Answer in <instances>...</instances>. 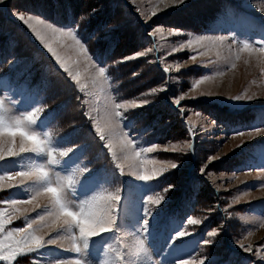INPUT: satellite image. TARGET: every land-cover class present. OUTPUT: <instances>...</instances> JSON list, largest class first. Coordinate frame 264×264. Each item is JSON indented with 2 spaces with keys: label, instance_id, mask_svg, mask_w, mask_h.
I'll use <instances>...</instances> for the list:
<instances>
[{
  "label": "rangeland",
  "instance_id": "rangeland-1",
  "mask_svg": "<svg viewBox=\"0 0 264 264\" xmlns=\"http://www.w3.org/2000/svg\"><path fill=\"white\" fill-rule=\"evenodd\" d=\"M9 1L11 0H6V3L0 7L6 6ZM21 1H24L25 5L19 7L20 1L14 0L9 10L0 14V20L2 22L6 20L7 23L11 19L13 23L25 27L32 38L30 39L49 58V71L67 79L76 91L78 100L76 98L74 102L77 103V113L85 119L87 124V129L79 131L78 135H90L91 142L88 145L82 143L67 147L65 140H69L71 133L75 132L63 129L58 120L52 119L53 124L46 120L45 111L52 108L54 102L47 97H42L37 103L34 97L28 95L27 87L20 89L15 86L14 83L22 81V77L18 74L13 76L14 83L0 75V100H3L5 104L6 119L42 106L33 129L42 137L48 133L53 148L71 149L64 157L53 153V156L59 159L57 164H52V159L48 160L46 153L26 152L16 157L6 155L3 160H0V175L27 171L43 164L50 168L52 174H59L65 183L69 176L72 178L73 183L65 189L64 196L73 208L98 193H114L118 188L120 200L117 202L116 221L113 228L87 240L78 241V250H72L71 232L68 226L63 224L62 218L57 220L48 215L53 211L49 197L44 194L39 196L35 194V189L44 186L43 182L37 183L31 179H25L21 183L19 177L0 182V208L6 211L9 220L5 223L4 211L0 210V232H2L0 233V259L10 260L22 248L33 244L32 240H29L27 244L19 243L17 238L23 235L24 230L17 232L12 230L14 227H21L28 231L27 226L31 224L35 234L43 236L45 241L57 240L56 244L44 243L40 248L31 252H21L12 261H0V264H58L60 261L73 259H80L83 264H107L108 261H112V264L117 262L120 264H179L180 259H195L196 264H199L200 259H204V264H215L219 257L212 256L209 249L220 244L221 240L223 244L226 242L224 230L229 234L228 243L237 248H230L232 252L245 253L239 247L241 243L245 246L251 245L253 248V252H248L249 259L239 257L235 255L238 252L235 253L233 256L238 259L233 264H254V262L264 264V260H260V257L264 256V54L259 51H241L237 59L238 48L232 42V40L247 41L257 49L260 46L257 42H264V10L258 7L264 5V0H180L179 3L173 0H109L110 7H120L123 10L122 17L129 18L133 11L139 18V24L143 28L142 33L148 35L152 43L150 47L153 46V49L149 48L152 50L149 51L150 58L154 52L158 68L163 67L162 71L165 74L169 73V76L166 74L167 83L159 84L156 88L157 93L163 96L174 94V98L170 99L174 105H177L175 100L180 99V109L184 112L185 121L191 126L188 133L194 130L197 138L195 143L189 133L190 141L185 138L177 142L151 144H158L159 147L151 153L144 154L147 160L157 162L145 165L149 176L160 167V161H172L177 166L168 167L147 181L141 179L139 175H133L127 166L124 172H121L107 149V140H102L95 132L93 119L103 116L105 106L110 101L124 102L115 99L106 73L104 76L97 75L93 65L85 59L83 53L76 50L70 39L59 35L52 37L49 42L69 62L73 71L79 73L80 84L84 85V89L81 90L77 81L68 76L55 57L44 48L36 34L13 15L14 10L25 12L22 7L29 5L25 0ZM92 1L97 2V0ZM219 1L224 4L221 6ZM128 4L132 6V9H129ZM217 11L219 13L213 25H208V29L203 27L200 31L191 32L186 25L190 22L194 25V19L200 20L203 17L206 19L208 14L211 15ZM162 17L166 19L172 17V23L166 22ZM122 20L125 18H120L116 25H123ZM159 25H163L161 31L151 35V30ZM170 29H172L171 32ZM200 36L206 38L225 36L228 39L221 46L211 39L198 41L197 37ZM45 38H48L47 35ZM189 40L193 41L191 47L187 45ZM130 42L128 38L127 44ZM13 50L7 49L2 56L10 60L8 70L20 61L10 58ZM146 50V48L143 51L135 50L129 55L131 66L145 59L146 67L136 70L139 71L137 75L141 74L142 77L148 75L147 69H151L154 62L153 56L150 60L149 54L145 53ZM138 51L143 52L144 55L135 56L134 53ZM192 56H195L194 60L191 59ZM187 72L197 73V75L191 78H187V75L182 76ZM153 75L154 73L149 76ZM158 76L157 79H159ZM140 81L142 80L138 83ZM197 81L200 83L196 84ZM194 84L195 87H193ZM237 96L242 99H233ZM196 103L206 106L216 105L223 108L220 111H229L230 114L221 113L219 117L223 119L224 115H227L229 117L226 119L227 123L221 125L220 120L218 121L214 116L203 111L197 112L194 109ZM150 107H153V110L157 109L154 102L142 105L139 101L135 107L120 109L124 112L120 118L121 128L128 133L137 149L151 145L143 142L140 139L141 136L138 135L137 138L134 134H130L132 131L127 126L130 122L127 113L132 109H142L148 113ZM243 113L249 114L250 119L240 116ZM259 129L262 130L250 131ZM241 132H244L243 135H235ZM18 142L17 135L14 138L16 147ZM190 144L191 147H189ZM95 156L98 164L105 161L112 170L101 176L97 168L89 167ZM189 160L193 164L191 168L188 167ZM202 167L205 169L203 173ZM168 173H173L177 181L172 187L174 192L177 189L186 191L193 181L203 180L207 184V190L210 189L216 193L215 199L218 202L216 204L211 202L210 196L204 194L207 202L201 207L202 213L192 217L201 222L193 226L202 227L208 219L212 220L217 215L216 208L220 205L219 203L221 207L223 204L224 210L222 215L218 216L224 219V222L215 228L207 229L202 239L198 241L189 242L179 239L177 233L185 230L186 227L175 214L177 206L168 201L173 193L167 194L160 205H147L151 213L146 214L145 201L147 197L156 195L153 188L155 182ZM12 200L24 202L13 205ZM205 205H208V208ZM41 215L45 216V222L39 220ZM146 219L148 223L145 226ZM226 219L229 222H226ZM145 227L147 231H143ZM212 229H216L217 234L209 237L207 233ZM187 232L190 233H187L185 237L199 235L201 231L199 229L187 230ZM138 234L145 242L146 253L139 249ZM204 239L212 240V243L204 246ZM175 240L182 242L175 244ZM222 247L219 248L220 251ZM220 264L230 263L222 260Z\"/></svg>",
  "mask_w": 264,
  "mask_h": 264
},
{
  "label": "trees",
  "instance_id": "trees-1",
  "mask_svg": "<svg viewBox=\"0 0 264 264\" xmlns=\"http://www.w3.org/2000/svg\"><path fill=\"white\" fill-rule=\"evenodd\" d=\"M13 1L14 0H12L11 3ZM19 1V7L25 5L24 1ZM25 1L29 4L22 7L25 9V12L45 18L59 26L71 25L79 19L81 14L85 13L90 8L99 7V11L92 15L84 25L82 32L85 37L90 38L98 30L106 28L109 24L113 25L107 34L109 39L103 56H101L100 53L105 46L102 45L101 41H92V44L93 60L100 66L106 67L105 73L110 79L109 83L112 86L115 99L117 101L136 100L139 102L147 100L156 104V110H153V107H150L153 111H150V109L149 111L145 110L148 111V113L144 112L142 109L130 110L127 113L130 126L139 130L142 137L144 139L146 138L151 143L157 142L158 144H163L164 142L169 141L177 142L180 139L185 140V138H188V141H190L186 125L182 122L181 113L171 109L167 103V101L170 102V99L174 98V94L163 96L157 93V91L155 93H150L153 92L152 90L156 89L159 84L161 85L167 82L166 74L162 69L158 68L155 63L156 57H154V52H152L154 62L151 69H147L146 73L148 75L144 77H142L141 74L137 75V72L139 71L136 70L143 66L146 67L145 59L137 61L134 66H131L129 59L124 60L121 58L122 56H129L135 50L143 51L146 48L147 50L145 53L149 54L148 49L151 47V49H153V46L150 47L152 43L148 38V35L146 36L142 33L143 28H141L137 16L130 15L129 18H126L125 16L122 17L123 10L120 7H110L109 0H97V2L92 0ZM218 3L221 4V6L224 4V2L220 1ZM4 11H6L4 7H0L1 15ZM218 13L219 11L215 12V15L213 13L211 15L208 14L206 19H203V17L200 20H193V17L192 20L195 22L194 25L191 22L186 25L191 32L200 31L203 27L208 29V25H213ZM120 18H125V20H122L123 25L121 26L116 25V22ZM167 18L168 19L162 17L166 22L172 23V17ZM6 29L8 30L6 31ZM30 38L31 37L27 33L25 27L13 23L11 19L8 20L7 23L6 20H4V22L0 20V75L4 76L8 81L13 82V76L18 74L22 77V81L19 83L13 82L15 86L20 89H25V87H27L28 95L34 97L37 103H39L42 97H47L51 102H54L52 108L45 111L47 113V118L50 119L52 116L51 119H54V121L58 120L63 129L75 132L71 133V138L69 140H65V145L67 147H73L82 143H87L86 145L90 144V135H78L79 131L87 129V124L85 119L81 118L77 113V103L74 102L76 98L78 100L76 91L71 87L67 79L54 75L49 71V58L35 45L31 40L32 38ZM128 38L131 40L129 44H127ZM135 47H137V49H135ZM7 49H14L11 53V59L20 60L11 70H8L7 67L10 60L2 58ZM152 56L150 58L149 54L150 60H152ZM45 57L48 58V60ZM146 63H148L147 60ZM152 73H154V75L150 77L149 75ZM157 75H159V79H157ZM196 75L197 73L193 74L192 72L182 74V76H186L187 78H191V76L196 77ZM139 80L142 81L138 83ZM194 109H196L197 112L203 111L210 116H214L215 119L218 121L220 120L221 125H225L226 119H229L227 115H224V117H226H223L224 120L219 118L221 113L230 114V112L227 110L220 111L223 108H219L216 105L206 106L201 103H196L194 104ZM240 116L248 117V119H250V115H247L246 113H243ZM215 119L213 118L216 122ZM80 137L83 138L80 139ZM103 148L106 149L105 147ZM96 159L97 157L95 156L93 162L88 166L97 168L101 176L112 170L105 161L98 164ZM192 165L193 164L190 161L188 167L191 168ZM176 182L174 174L168 173L157 180L155 183V190L164 197H166L167 194L173 193V195L168 198V201L172 202L171 204L174 206H177L175 214L182 220V224L186 227V230L195 231L200 229L201 231L199 235L194 234L188 237H179V239L189 242L198 241L202 239L207 229L210 227L215 228L224 222V219L218 216L222 215L221 213L224 210L223 204L221 207V203H219L220 207L216 208L217 215L214 216L212 220L208 219L202 227L190 225L187 223V219L200 215L202 213L201 207L207 202V197L204 194L210 196L211 202L216 204L218 203L215 199L216 193L210 189L207 190V184L204 183L203 180L193 181L186 191L177 189L174 192L170 186H174ZM166 188H169L170 190L165 191ZM205 207L208 208V205H205ZM226 222H229V220L227 221L226 219ZM226 224L228 225V223ZM224 233L226 234L224 237L226 242L223 244V241L221 240L220 244L218 243V245H214V247H210L209 249L212 256L219 257V260L215 264H220L222 260H225L230 264L235 263L238 258L233 255L237 252L238 254L235 255L249 259L250 256L248 252H232L230 247L232 246L234 248V246L228 243V239H230L229 234L225 231ZM176 241L178 240H175L174 243L178 244ZM204 241L205 239L203 240V244ZM204 246H206V244H204ZM221 246H223V249L220 251L219 248ZM234 249L237 248L235 247Z\"/></svg>",
  "mask_w": 264,
  "mask_h": 264
},
{
  "label": "snow or ice",
  "instance_id": "snow-or-ice-1",
  "mask_svg": "<svg viewBox=\"0 0 264 264\" xmlns=\"http://www.w3.org/2000/svg\"><path fill=\"white\" fill-rule=\"evenodd\" d=\"M175 3H179L180 0H173ZM6 3V0H0V5ZM261 10H264V5L258 6ZM99 11V7L90 8L85 13L79 16L74 23L71 25L65 26H56L54 23H49L46 19L42 20L38 16L35 15H27L26 12H20L18 10H14L13 15L18 18L27 28L31 29L32 32L36 34V36L42 42L44 48L47 49L49 53L52 54L53 57L59 62L60 67L70 76L73 80L77 81V84L80 85L81 90L84 89V85L80 84L79 73L74 72L73 69L69 66V62L66 61L64 57L57 51L56 48L53 47L52 43L49 40L59 35L61 37L68 38L72 41L73 46L79 53H83L85 59L88 60L90 64L93 65L94 70L97 75L104 76L106 72V67L99 66L93 60V44L92 41L100 40L102 45L105 46L102 49L100 55H104V51L106 50L107 41L109 36V30L113 27V25L109 24L106 28L102 30H98L94 35L90 38L85 37L83 35L82 29L84 25L88 22L89 18ZM163 25H159L156 28L151 30V35H155L157 32L161 31ZM176 31H180L179 29H175ZM172 29H170V32ZM47 35L48 38H45ZM205 39H211L214 43H217L223 46L226 39L225 36H220L216 38H206V37H197L198 41H203ZM234 44L237 45L238 51L236 53V58L239 59V52L241 51H259V53L264 54V42H257L260 46L257 48L253 47L252 43L247 41L236 42L232 40ZM193 41H187V45L191 47ZM183 47V45H181ZM175 50V49H174ZM229 50H231L229 46ZM151 51V49H148ZM135 56L144 55L143 52L134 53ZM124 60L131 59L130 56H122ZM191 59H195V56H192ZM235 67V65H233ZM165 71H167L165 69ZM95 79V78H93ZM207 79V77H205ZM200 81H197L196 84H199ZM196 85L194 84L193 87ZM153 93L157 90L153 89ZM182 99V97H181ZM233 99L240 100L241 97L237 96ZM142 105H146L149 101L144 100L140 102ZM175 104H180V99L175 100ZM137 105L136 100H126L123 103H116L115 101H110L104 108L103 116L99 119L94 118L93 124L95 128V132L99 134V137L102 140H107V149L111 154V158L115 162L117 168L124 172L125 166H127L133 175H139L141 179L147 181L151 179L153 176L159 175L160 172L164 171L166 168L171 167L174 168L177 166L176 163L172 161H160V167L156 168V170L149 176L146 171V164H156L157 162L154 160H147L144 158L145 153H151L159 147L158 144L151 145L149 147H143L137 149L134 144V141L129 138V135L126 131L121 128V115L122 112L120 109L135 107ZM42 111V106H38L34 108L32 111L14 116L12 118L6 119L5 116V104L3 100H0V160H3L7 155L8 157H16L21 153L31 152V153H46L48 160L51 158L53 163H59V159L53 156V153H58L59 156L64 157L71 151V149H55L51 146V141L49 139L48 133H45L43 137L40 133L33 129V125L36 123L38 115ZM87 115V114H85ZM259 130H250L259 132ZM244 132L235 134V135H243ZM19 136L18 147L14 144V138ZM7 137V138H6ZM191 147V144L189 145ZM118 149V150H117ZM61 152H65V155H61ZM51 164V165H52ZM205 171L204 167H202V173ZM13 177H19L21 183L25 179H31L37 183L43 182V187H38L35 189L36 196L40 194H44L49 197L50 203L52 205L53 211L48 213L49 216H53L55 219L59 220L63 219V224L68 226V230L71 232V244L72 250H78L79 244L78 241L87 240L90 237L97 235L98 233L108 231L113 228L114 222L116 221V213L115 210L117 208V202L120 200V190L119 195L115 196L113 192H101L94 195L91 199L84 201L73 208L69 202L65 199L64 192L67 187H69L73 180L69 176L67 178V183L61 178L59 174H52L50 168L45 165H37L30 168L27 171H18L9 174L0 175V182L5 180H11ZM173 187V186H170ZM170 190L166 188L165 191ZM164 199L162 194H156L155 196L147 197L145 204L146 207L144 209L146 214H150L151 210L147 205L155 204L160 205L161 201ZM24 201L12 200L11 203L13 205L23 203ZM0 210L4 211V219L5 223L9 222L6 211L2 208ZM19 211V209H17ZM39 220L45 222V216H39ZM201 221L188 218V224H199ZM148 221L145 220V226ZM5 227V226H4ZM28 231L21 227H14L12 230H16L19 232L21 229L24 230L23 235L17 238L18 242L21 244H27L29 240L33 241V244L27 248H22L18 251L10 260L8 259H0L2 262H10L21 252H31L34 249L40 248L42 244H56V239H47L46 241L43 239V236L35 234V230L32 229V225L28 224ZM78 230V232H77ZM143 231H147L145 227ZM10 232V231H9ZM8 232V233H9ZM2 233V232H0ZM217 234L216 229H212L207 233L209 237L215 236ZM179 237H185L187 235V230H183L177 233ZM137 239L139 241V249L143 253L147 252V249L144 247L145 242L143 238H140L139 234L137 235ZM177 243H181L182 241H176ZM212 240H205L204 244H210ZM239 247L245 252H253V248L251 245L245 246L244 244H239ZM260 260H264V256L260 257ZM58 264H83L80 259H73L68 261H60ZM107 264H112V261H108ZM120 264V262H117ZM179 264H196L195 259H180ZM199 264H204V259L199 260Z\"/></svg>",
  "mask_w": 264,
  "mask_h": 264
},
{
  "label": "clouds",
  "instance_id": "clouds-1",
  "mask_svg": "<svg viewBox=\"0 0 264 264\" xmlns=\"http://www.w3.org/2000/svg\"><path fill=\"white\" fill-rule=\"evenodd\" d=\"M66 153L65 152H61V155H65ZM115 196H118L119 195V190L116 189V191L114 192Z\"/></svg>",
  "mask_w": 264,
  "mask_h": 264
}]
</instances>
